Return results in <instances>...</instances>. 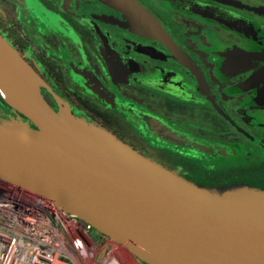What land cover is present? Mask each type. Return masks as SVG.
Returning <instances> with one entry per match:
<instances>
[{"label": "flooded vegetation", "instance_id": "flooded-vegetation-1", "mask_svg": "<svg viewBox=\"0 0 264 264\" xmlns=\"http://www.w3.org/2000/svg\"><path fill=\"white\" fill-rule=\"evenodd\" d=\"M134 1L165 38L102 0H0V34L53 110L199 185L264 187V0Z\"/></svg>", "mask_w": 264, "mask_h": 264}, {"label": "water", "instance_id": "water-1", "mask_svg": "<svg viewBox=\"0 0 264 264\" xmlns=\"http://www.w3.org/2000/svg\"><path fill=\"white\" fill-rule=\"evenodd\" d=\"M102 1L166 37L136 1ZM42 82L0 34V96L18 112L0 116V178L90 222L144 264H264V188L191 182L70 110H53Z\"/></svg>", "mask_w": 264, "mask_h": 264}, {"label": "built area", "instance_id": "built-area-1", "mask_svg": "<svg viewBox=\"0 0 264 264\" xmlns=\"http://www.w3.org/2000/svg\"><path fill=\"white\" fill-rule=\"evenodd\" d=\"M126 252L90 222L0 178V264H131Z\"/></svg>", "mask_w": 264, "mask_h": 264}, {"label": "rangeland", "instance_id": "rangeland-1", "mask_svg": "<svg viewBox=\"0 0 264 264\" xmlns=\"http://www.w3.org/2000/svg\"><path fill=\"white\" fill-rule=\"evenodd\" d=\"M41 92V90H40ZM42 93V92H41ZM43 95V94H42ZM61 111V110H60ZM13 116H15V113L11 114ZM0 116H3V117H8L9 119V115L6 114V115H1ZM32 125V124H31ZM94 127H98L94 124H90ZM222 176L224 175H217V176H212V177H215V179H220L222 178ZM199 185V184H198ZM202 186H205V187H214V188H221V189H232V190H235V189H241V188H249V189H255V190H259V189H262L264 187H261V186H253V185H249L248 183H238V184H227V185H212V186H206V185H202ZM126 256H127V262H130L131 264H144L142 261H140L139 258H137L133 253H131L130 251L129 252H126Z\"/></svg>", "mask_w": 264, "mask_h": 264}, {"label": "trees", "instance_id": "trees-1", "mask_svg": "<svg viewBox=\"0 0 264 264\" xmlns=\"http://www.w3.org/2000/svg\"><path fill=\"white\" fill-rule=\"evenodd\" d=\"M4 106L6 108V110L8 111V115L12 114V112H14L15 110H13L12 108H10L6 103H4Z\"/></svg>", "mask_w": 264, "mask_h": 264}]
</instances>
